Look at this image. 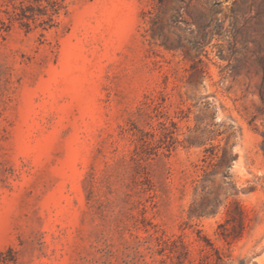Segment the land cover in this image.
Instances as JSON below:
<instances>
[{"label":"rangeland","instance_id":"1","mask_svg":"<svg viewBox=\"0 0 264 264\" xmlns=\"http://www.w3.org/2000/svg\"><path fill=\"white\" fill-rule=\"evenodd\" d=\"M6 1L0 264L176 263L161 236L186 264L214 253L206 240L219 264H264V0H68L56 27L31 32L2 29ZM135 126L161 146L147 193ZM223 149L229 166L213 159ZM214 199L216 214L191 217ZM234 200L250 228L228 244L218 226Z\"/></svg>","mask_w":264,"mask_h":264},{"label":"trees","instance_id":"2","mask_svg":"<svg viewBox=\"0 0 264 264\" xmlns=\"http://www.w3.org/2000/svg\"><path fill=\"white\" fill-rule=\"evenodd\" d=\"M68 0H7L6 9L3 10V13L6 16L7 21H2V29L8 31L12 28L14 24H18L20 28L25 29L26 32H31L34 28H42L44 31H49L52 28L58 25L57 17L60 15L61 11L67 8ZM162 1V0H160ZM180 2H185V0H179ZM177 14L180 16H175L174 18L181 17V12L176 10ZM33 26H35L33 28ZM196 67H192L195 69ZM163 128V135L168 140L175 141L177 123L172 120L169 122L160 123ZM174 127V130L171 129ZM133 136L136 138L138 145L134 149L131 155V161L134 163L135 168L138 170L139 182L144 193L151 192L154 190V185L150 173L147 169L146 163L158 154V149L161 146H158V141L156 140V134L145 132L144 130L134 127ZM213 159L218 158V166H223L227 164L231 165L233 156L223 149L222 156H219L218 153H214ZM223 177L225 180L231 178L229 171L224 172ZM226 185L231 187L236 194H239L240 190L236 185L231 182H226ZM210 194V193H208ZM232 196V194L227 195V199ZM222 205L218 199L212 201V206H205L204 208H196L195 206L191 209V217L203 218L208 214H216L219 207ZM146 208L143 209L141 223L144 225L145 231L148 232V227L154 228L151 222L146 218ZM250 228V223L248 220V215L240 204L239 201L234 200L230 209L227 212V216L223 223L218 226V235L221 239L225 240L228 244H232L235 241L242 239L246 230ZM159 255H165L169 251L168 257L172 262L174 259H177L176 263L172 264H186L189 258V252L184 249V252L178 253V248L175 241L167 239L163 236L157 238ZM208 245L211 247L213 254L207 255L200 261L199 264H219L224 263V258L221 255L220 251L214 247L213 243L210 240H206ZM216 255V259L212 260L211 258ZM14 261L13 258L9 260Z\"/></svg>","mask_w":264,"mask_h":264}]
</instances>
